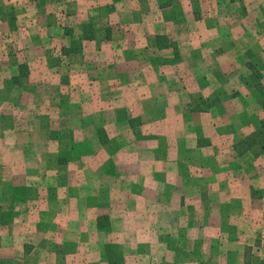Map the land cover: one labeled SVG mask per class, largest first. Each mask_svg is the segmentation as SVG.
Listing matches in <instances>:
<instances>
[{"label":"crops","instance_id":"0c3cea01","mask_svg":"<svg viewBox=\"0 0 264 264\" xmlns=\"http://www.w3.org/2000/svg\"><path fill=\"white\" fill-rule=\"evenodd\" d=\"M105 14L111 29L105 28ZM91 21L99 37L83 41L80 52L63 54L62 48L76 41ZM159 34L176 38L181 54L172 56L177 62L165 55L171 47L158 48ZM0 44L9 46L0 53V77L6 68L18 74L19 64L27 63L28 77L32 71L40 76L33 106L41 104L36 92H49L43 107L59 118L57 123L72 124L54 134L49 124L34 128V136L42 133V147L37 148L28 143L33 133L12 131L17 117L0 114L1 193L23 189L13 198L0 197V264H85L78 262L91 253L98 264H121L106 252L105 226L125 235L126 212L136 221L133 242L140 243L142 228L172 234L169 223V229L160 230L161 224L151 221L162 211L169 221L182 222L173 233L180 235L181 248L186 250L182 236L193 232L215 237L210 238L215 252L217 237L230 234L236 220L244 217L251 226L252 219L264 218V153L252 158L234 147L254 130L244 108L250 114L257 108L251 97L264 98L257 86L264 85V0H0ZM250 62L257 64L255 72ZM47 76L55 83H47ZM18 86L14 92L25 89ZM199 92L215 94L219 101L208 111H193ZM21 98L8 91L0 108L26 105ZM72 108L82 111L72 115ZM130 118H139L157 140L130 167L135 174L126 177L131 194L124 193L123 164L115 158L119 149L114 155L103 147L95 150L91 141L94 126H109L110 137L122 139L124 130L132 128ZM200 139L205 141L201 146ZM79 140L86 144L81 153L86 164H63L60 157L80 155L72 149ZM66 169L69 179L77 177L75 194L62 183ZM104 177L112 180L109 185L102 184ZM191 203L195 218L189 217ZM258 204L262 206L254 218ZM102 215L108 220L98 227ZM191 218L189 228L184 221ZM165 251L172 252L162 243ZM137 257L131 264H141Z\"/></svg>","mask_w":264,"mask_h":264},{"label":"rangeland","instance_id":"374dc122","mask_svg":"<svg viewBox=\"0 0 264 264\" xmlns=\"http://www.w3.org/2000/svg\"><path fill=\"white\" fill-rule=\"evenodd\" d=\"M105 16L107 18V23H108L110 21L109 19L110 16H107L105 14L103 18ZM107 27H109L110 29L112 28V26L109 25V23L106 24L105 28L107 29ZM166 35H167V42H171L172 49H170V51L166 53L165 55L166 57H169L171 55V58H170L171 60L169 61L177 62L179 59H175L173 56H176V58L180 57L181 52H179V49H178L179 48L178 42L176 41L175 37H170L168 34ZM7 51H9V46L7 44H0V53L7 52ZM183 53L185 54L186 52L183 51ZM250 63H252L253 65V66L251 65L250 68L252 69V71L254 70L253 72H255L257 70L256 69L257 64H255L254 62H250ZM32 68H34L33 64H32ZM4 71H6V73L4 74V77L3 76L0 77V101L4 99V96H6L8 91H10L11 94L14 95V98L21 96L22 102L24 101L26 103V105L23 104L20 106H17V103H15L14 105H11L10 107L0 108V114H3V116L5 115V117L6 116L17 117L16 120L18 123L14 125L13 127L11 126L12 131L33 133V138L31 140H28V143L29 144L34 143L37 145V148H41L42 142H40V138L42 141V136L40 134L42 133L41 131H38L39 134H37V136H34L35 134L33 132L35 131L34 128L38 129V128H41L42 125L49 124L51 125L52 129H56L59 127V128H62L63 131H65L66 129L70 128V126H72L71 123H63V122L61 124L57 123L59 118H57V116L53 113H48V111H51V109H46L45 107H43L44 106L43 104H45L46 101L50 99L49 92H46V93H42L41 91L36 92L37 94L39 93V100L37 99L38 100L37 102H40L41 104L39 106H35V107L33 106L34 104L33 101L35 99L34 98V94H35L34 88L36 87L38 83L37 81H39V77H40L35 73L36 71H32L31 76L23 78L22 86H24L25 89H23L22 92L20 93L14 92V89L19 87L18 85L15 86L12 80V75H13L12 72L14 71V69L6 68L4 69ZM45 79L47 83H55L52 77L50 76L49 77L47 76ZM11 85H14V86H11ZM200 85L204 86V84H201V83ZM215 97H217V95L215 94L206 96L205 94H202L199 92L196 94L195 97H193L192 105H196V103H200L199 104L200 108L204 109L203 111H206V110L208 111L211 107L207 108L206 101L211 102ZM251 100L253 103L257 104V108L251 109L250 114L249 112L247 113L248 109L244 108V111L246 114L245 118L247 117V119H249L253 123L254 129H255L259 125V122L263 118L264 114L262 113L263 115L262 117L260 116V114H258V111L262 108L261 100L256 99L255 96H252ZM125 101L126 100H124L123 102L124 104L126 103ZM30 102L31 104L29 105ZM89 110H92V109L87 108V110L85 111H89ZM219 110L221 111L222 109L219 108ZM70 111H71L70 114L73 115V113H75L77 115L82 110L72 108L70 109ZM59 114L62 115L61 112ZM90 114H93V113H90ZM46 115H48V117H45ZM49 116H51V119L49 118ZM135 119H136L135 129L131 128L129 130H124L122 134L123 135L122 139H119V138L113 139L112 137H110L109 133H107L109 126H107V129L105 128L106 130L104 128L100 130L99 129L96 130V126L93 125L94 131L91 133L93 137L91 141L94 145L95 150L103 147L109 150L114 155V153L117 152L116 149H119V153L117 155L118 157H115V158L116 160H118L119 158L120 163L123 164L120 168H122L121 174L124 177V188H125L124 193L129 192L130 194L132 192V188L130 187L127 189V184L131 180L129 178H127L129 179V181L126 179V177L131 178L134 174L133 172L130 171V167L133 166V164H136L138 159H140L138 157L139 152L147 151L146 149L149 150V148L152 149L150 145L152 143L157 142L156 135L145 131L144 126L142 125V121H140L139 118H135ZM1 121H2V116L0 115V123ZM78 126L80 127L82 126V124L78 123ZM238 126L240 127V125ZM53 131L54 132L52 134H54L56 131H59V130L56 129ZM134 131H138V133ZM52 136H55V135H52ZM79 141H80L79 143L77 144L75 143L77 146L76 145L72 146V149L75 152L76 150H78L80 155L71 156L70 154L68 156H65L64 157L65 161H63V164L67 163V165H70L72 164V161H76V160H82L83 162H81V165L82 163L86 164L84 160L85 159L84 156L81 155V153L84 152L83 147H85L86 144H83L84 140H79ZM60 142L61 144L64 145L65 140L62 139L60 140ZM19 145L20 147H22L23 144L19 143ZM14 147H17V145H15ZM58 148H61V146L59 145ZM124 151L130 152V154L128 153L127 155L122 154L121 152H124ZM256 152H257V149L250 150V154H251V155L249 154L250 157L257 158L258 156L255 154ZM62 153L64 152L62 151ZM145 155L146 153L142 154V157H145ZM8 156H9L8 159L10 157L12 158L11 154L10 155L8 154ZM114 159L111 158L110 162L108 163L109 166L114 164L113 163ZM190 159L192 160L193 157H190L189 160ZM194 159L198 161L197 158H194ZM199 164H202V163L200 162ZM1 170L2 168L0 167V173H2ZM84 170L86 171V169ZM18 173H20V171H18ZM50 173L51 171L49 172V174ZM68 175H69V170L68 169H66V171L64 170L63 175H62V183L64 184L65 187L72 186V188H68V189L70 190V192L72 189L73 193L75 194V191H78L79 189V188L78 189L76 188L78 184L77 177L75 178V180L69 179ZM89 178L93 179L94 177H92V175L89 174ZM109 179H110L109 177L107 178L104 177L102 179V184L109 185L110 181H112ZM69 183L71 185H69ZM57 186L55 187L56 189H57ZM23 187L27 191L31 189L26 186H23ZM19 190L23 191V189H21L20 187L7 188L3 192L4 193L3 195V193H1L2 190L0 189V197L3 196L5 199L13 198L14 196L12 195L17 194ZM63 192H66L65 188H63L62 190V194ZM124 197L129 198V196H126V194L124 195ZM190 205H191V208L188 207L189 208L188 212H192V213L189 215V217L195 218L194 205L193 203H191ZM260 206L262 205L261 204L256 205V211H254V213L252 214L254 218L258 216L257 209H260L261 208ZM0 210H1V205H0ZM157 213L159 214L158 217L155 218L152 216L151 221L154 219L159 224H161L160 230L163 227H165V229H169L167 226V223H169L170 229L173 230L171 232L172 234L169 237L161 236L163 232L156 231V230H152L151 232H148L142 228L140 229V236H139L140 243L138 244L136 243V241L133 242L134 234H136L134 232V229L136 228V221L131 219L130 212H126V219L122 223L125 229V235L122 233L115 235L113 225H110V226L106 225L105 226V233H106V239H107L106 244L108 246L106 249V252L107 254H110L111 259L115 258L117 261L122 260L121 264H131L133 261H136V259L138 258L137 256L140 255L141 258L139 261L141 264H264V218L259 219V220L252 219L251 222L253 225L251 226L249 225L250 221L247 220L246 218L244 219V217H241L239 220H236L234 226L230 225V230H227V232H229L230 234L220 235L217 237V241H216L217 251L215 252L210 249V238H215V237H210L209 235L205 236V234H202V236H198L194 234L193 232L188 234L190 236H184V237L182 236L181 238L182 245L186 248V250L181 248L179 246L180 235H173V233L176 234L178 232V229L177 231L175 229L178 228V224L182 222L175 220V219L169 221L168 219L170 215L168 216V213L166 212L163 213L162 211H160ZM72 216L76 217V213L73 212ZM187 221H188L187 226L189 228H192V225L194 222L192 218L190 220H185L184 223ZM189 223H191L192 225H189ZM117 224L118 225L120 224L118 222V219H117L116 225ZM112 234H113V237L111 236ZM160 239L162 241H160ZM195 239L197 240V243L195 242L196 241ZM162 243L165 245L167 244L172 250V252H169V253L168 251L161 252ZM212 246L214 247V243L212 244ZM189 248H192V250H190ZM130 254H132V256ZM134 254L135 256L133 257ZM82 256L84 258L82 259V261L78 263L85 262V264H98V262L96 261L92 253L88 255L84 254Z\"/></svg>","mask_w":264,"mask_h":264},{"label":"trees","instance_id":"16d2710c","mask_svg":"<svg viewBox=\"0 0 264 264\" xmlns=\"http://www.w3.org/2000/svg\"><path fill=\"white\" fill-rule=\"evenodd\" d=\"M107 32H108L107 38H110L111 36L110 30H107ZM68 34H70L71 37L74 36L72 31L68 32ZM99 34H100V30L97 29L94 22L91 21L90 23L85 25L83 34L79 38H77L76 41L72 42L71 45H69L68 47L62 48L63 54L80 52L83 48V44H82L83 41L97 39L99 37ZM156 42H157V46L159 49L169 48L172 46L171 42H167L166 34L157 35ZM29 73H30V70H29L28 64L25 62H22L19 64V73L13 75L12 80L15 84L22 85L23 78L28 77ZM257 86L264 97V85L260 82L258 83ZM218 101L219 100L217 97H215L211 102L206 101L207 108L212 107ZM199 104L200 103H196V105L192 106L191 109L193 111H203L204 109H201ZM261 106H262V111L264 114V98L261 99ZM135 121H136L135 118L129 119L130 126L134 129L136 127ZM134 132L138 133V131H134ZM204 143L205 141L200 139L199 145L201 146ZM234 147L238 149V151H240L241 153H244L246 151L250 153V150L257 149V152L255 153L257 156H259L261 153L264 152V116L260 120L259 125L253 130V132L250 135L246 136L244 139L235 143ZM63 159L64 157H60V160H63ZM106 220H108V215H102L98 217L97 219L98 227H104L106 225L105 223Z\"/></svg>","mask_w":264,"mask_h":264}]
</instances>
